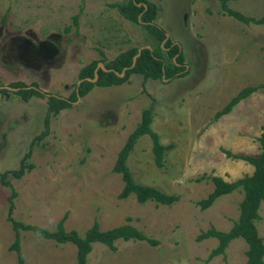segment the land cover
I'll list each match as a JSON object with an SVG mask.
<instances>
[{
	"label": "rangeland",
	"instance_id": "rangeland-1",
	"mask_svg": "<svg viewBox=\"0 0 264 264\" xmlns=\"http://www.w3.org/2000/svg\"><path fill=\"white\" fill-rule=\"evenodd\" d=\"M126 1L0 0V88H5L0 91V173L20 161L32 164L20 177L7 173V183L0 180V264H17L9 248L15 238L12 220L52 229L64 213L63 227L79 234L96 218L101 229L129 222L157 239L151 245L117 238L114 250L93 242L86 264H248L242 237L232 238L223 253L211 257L217 239H196L209 226L226 230L231 225L242 191L223 193L204 209L196 201L211 190L210 175L231 180L252 169L223 149L258 152L264 123V24L225 14L221 0H150L153 20L180 43L188 72L163 80H143L132 72L119 84H94L50 116L39 138L33 136L43 128L45 98L23 99L8 84L35 82L40 90L67 96L83 64L148 45L150 33L122 15ZM223 1L245 15H264V0ZM24 40H47L56 54L50 61L35 55L19 58L15 54L22 56ZM245 84L260 85L213 119L214 111ZM150 103V127L171 147L157 166L151 139L142 134L126 164L135 181L175 193L170 204L138 202L133 194L117 197L122 181L110 170L140 109ZM27 149L29 155L21 160ZM257 211L255 225L264 243V199ZM17 235L24 264L74 261L70 241L56 242L30 229L18 228Z\"/></svg>",
	"mask_w": 264,
	"mask_h": 264
},
{
	"label": "trees",
	"instance_id": "trees-1",
	"mask_svg": "<svg viewBox=\"0 0 264 264\" xmlns=\"http://www.w3.org/2000/svg\"><path fill=\"white\" fill-rule=\"evenodd\" d=\"M221 5L224 8V13L242 22L264 24V15L250 16L241 13L238 10L227 7L223 0ZM122 15L134 22L142 25L151 37L148 45L143 44L137 53L134 63L131 65L132 56L137 52L139 46L133 45L119 52L110 60L91 59L83 64L77 73L78 83L71 93L67 96H58L56 94L47 93L40 90L35 82L25 83L23 81H11L9 86L16 87V92L23 98L27 99L30 95H40L45 98L46 111L43 116V128L40 132L33 136L39 138L46 133L48 129L49 117L55 115L61 108L68 107L76 99V91L81 96L85 94L94 84L95 85H110L119 84L125 81L128 75L132 72L139 73L142 79H167L176 76H182L188 72L187 64L184 63L183 53L180 43L171 40L164 29L157 24L153 18V4L150 0H127L120 6ZM77 14L73 15V21L76 22ZM101 61L104 68L98 66L96 68V78L94 76V68L97 62ZM122 72V74H120ZM260 84H245L240 87L229 99L212 115L216 119L221 114L228 112L231 107L240 99L246 97L250 92L254 91ZM5 88H0L4 91ZM152 104L142 107L139 112V120L127 134L124 142L118 148L116 156L111 165L110 170L120 174L122 181L120 190L117 192V197L124 198L128 194H133L138 202L153 200L157 203L170 204L177 199V195L172 192L164 191L155 185L137 182L133 179L131 172L126 164V157L133 147L136 139L142 134H148L151 139V153L153 161L157 166L163 163L164 150L171 147V143H162L159 141L157 132L150 127L152 118ZM33 139V138H32ZM258 152L252 154H239L223 149L227 156L232 158H241L252 165V169L248 173L235 177L231 180H225L219 175L212 174L210 179L213 183L211 190L196 203L201 209L209 206L212 201L223 193H228L233 189L239 188L242 191V196L238 201V214L232 221L231 225L226 230L217 229L213 226L201 230L196 239H202L208 236H213L217 239L208 257L217 253H223L228 242L234 237H242L246 242L245 255L248 264H264V243L263 237L257 232L255 221L259 218L258 206L260 201L264 199V123L260 125V131L257 135ZM29 149V148H28ZM26 150L21 158L29 155V150ZM32 167L31 163L26 165L20 161L17 168H10L0 173V180L7 183L4 176L10 173L14 177H20L26 170ZM11 201H9L8 210L11 209ZM65 213L56 221V225L52 229L38 226L36 224H26L19 220H12L11 225L15 230V238L9 245L10 249L15 252L17 264H24V260L20 251L18 242V228L30 229L39 233L43 237L51 238L56 242L70 241L75 245V256L72 264H86L87 253L91 249L93 242H100L114 250V240L121 239H139L145 240L151 245L157 243V239L147 235L136 225L123 222L111 227L101 229L96 218H93L82 234H79L75 229L66 230L63 227V219Z\"/></svg>",
	"mask_w": 264,
	"mask_h": 264
},
{
	"label": "flooded vegetation",
	"instance_id": "flooded-vegetation-1",
	"mask_svg": "<svg viewBox=\"0 0 264 264\" xmlns=\"http://www.w3.org/2000/svg\"><path fill=\"white\" fill-rule=\"evenodd\" d=\"M44 43H48V44L53 45L51 42H49L47 40H42L40 42L39 41L38 42H32L30 40H24V42H23V48L20 51V52H22L21 53L22 56H19V54L18 55L15 54V56H18L19 58H21V57L24 58V56H26L27 58L30 59L32 56L35 55V56H39V57H41L43 59H46V60L50 61L55 56L56 51H55V53L51 57H42L40 55V53H38V51H37L38 48H39V46L42 45V44H44ZM55 49H56V47H55ZM26 52H27V54L26 55H23Z\"/></svg>",
	"mask_w": 264,
	"mask_h": 264
},
{
	"label": "water",
	"instance_id": "water-1",
	"mask_svg": "<svg viewBox=\"0 0 264 264\" xmlns=\"http://www.w3.org/2000/svg\"><path fill=\"white\" fill-rule=\"evenodd\" d=\"M140 47L141 46H139L137 48V52L132 56L131 65L134 63L135 57H136L137 53L139 52ZM37 51H38V53H40V55L42 57H51L55 53L56 49H55V47L53 45L48 44V43H44V44L39 46ZM98 66H100L101 68H104V66H103V64L101 62H97L96 66L94 68V76L92 78H90L91 80H94L96 78V68ZM120 74H122V72H120ZM78 81H79V79L77 80L76 83H78ZM5 87H8V86H5ZM12 88L14 89L16 87H12ZM75 90H77L76 87H75ZM78 97H79V95H78V92L76 91V99H78ZM76 99H75V101H76Z\"/></svg>",
	"mask_w": 264,
	"mask_h": 264
}]
</instances>
